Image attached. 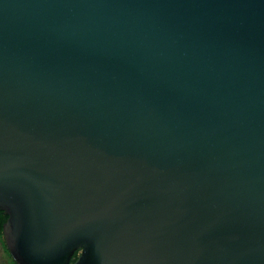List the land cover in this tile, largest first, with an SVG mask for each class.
<instances>
[{
  "label": "water",
  "instance_id": "water-1",
  "mask_svg": "<svg viewBox=\"0 0 264 264\" xmlns=\"http://www.w3.org/2000/svg\"><path fill=\"white\" fill-rule=\"evenodd\" d=\"M0 210L16 264H264V0H0Z\"/></svg>",
  "mask_w": 264,
  "mask_h": 264
},
{
  "label": "trees",
  "instance_id": "trees-1",
  "mask_svg": "<svg viewBox=\"0 0 264 264\" xmlns=\"http://www.w3.org/2000/svg\"><path fill=\"white\" fill-rule=\"evenodd\" d=\"M7 219H8V216H6L4 214V212L0 210V243L2 245L4 253L9 258L11 263L12 264H16V262L13 260L11 254H10L8 248H7V245H6L5 239H4L3 228H4V224L6 223ZM78 257H79V251L74 254L70 264L75 263L76 260L78 259Z\"/></svg>",
  "mask_w": 264,
  "mask_h": 264
},
{
  "label": "rangeland",
  "instance_id": "rangeland-1",
  "mask_svg": "<svg viewBox=\"0 0 264 264\" xmlns=\"http://www.w3.org/2000/svg\"><path fill=\"white\" fill-rule=\"evenodd\" d=\"M0 264H12L9 258L4 253L1 243H0Z\"/></svg>",
  "mask_w": 264,
  "mask_h": 264
}]
</instances>
